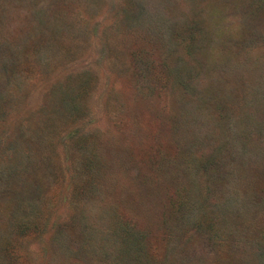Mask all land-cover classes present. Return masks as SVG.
<instances>
[{"label":"rangeland","instance_id":"obj_1","mask_svg":"<svg viewBox=\"0 0 264 264\" xmlns=\"http://www.w3.org/2000/svg\"><path fill=\"white\" fill-rule=\"evenodd\" d=\"M0 264H264V0H0Z\"/></svg>","mask_w":264,"mask_h":264}]
</instances>
